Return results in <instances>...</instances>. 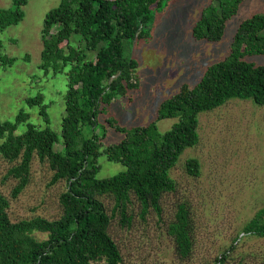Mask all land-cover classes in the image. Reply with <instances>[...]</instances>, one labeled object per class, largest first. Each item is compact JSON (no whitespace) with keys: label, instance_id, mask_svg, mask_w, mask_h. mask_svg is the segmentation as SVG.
<instances>
[{"label":"trees","instance_id":"obj_1","mask_svg":"<svg viewBox=\"0 0 264 264\" xmlns=\"http://www.w3.org/2000/svg\"><path fill=\"white\" fill-rule=\"evenodd\" d=\"M29 0H12V10H0V29L18 24ZM165 0H60L49 10L41 30L42 50L39 67L45 73H63L66 90L64 113L58 135L49 127L47 105L41 94L27 98L30 107L38 106L46 126L29 123V114L17 113L14 122L0 120V156L14 163L6 178L16 180L10 194L15 199L27 187L31 163L36 156L53 171L50 184L60 181L66 190L59 196L61 215L55 220L35 217L11 222L9 200L0 194V264H122V255L110 236L114 213L126 218V207L134 198L143 212H160V201L174 192L176 183L169 175L179 156L199 142L198 115L212 111L232 98L251 99L264 107V65L255 66L246 56L264 55V15L243 20L230 46L228 56L206 68L194 86L182 84L164 99L149 124L127 128L113 117L105 122L123 139L104 147V134L92 130L79 142L82 127L93 129L98 116L116 97L137 90L134 73L138 63L123 54V42L148 40L153 9ZM244 0H211L191 28L195 42L217 43L226 23L235 16ZM73 35L80 36L75 46ZM1 48V42H0ZM94 53L88 58L87 53ZM15 59L0 54V65L10 66ZM176 119L171 128L158 132L157 124ZM26 129L16 134L17 126ZM59 149H56V148ZM105 156L125 170L112 177L98 179V159ZM189 176L198 177L200 165L191 158L185 163ZM114 201L109 215L100 197ZM129 223V219L127 220ZM36 233L46 235L38 240ZM243 233L264 237V208L244 226ZM169 236L178 257L190 256L193 225L186 205L178 207ZM223 254L216 259L222 264Z\"/></svg>","mask_w":264,"mask_h":264},{"label":"rangeland","instance_id":"obj_2","mask_svg":"<svg viewBox=\"0 0 264 264\" xmlns=\"http://www.w3.org/2000/svg\"><path fill=\"white\" fill-rule=\"evenodd\" d=\"M211 0H165L153 9L148 40L123 42V54L134 59L137 90L126 97H116L98 116L96 126L84 125L79 142L90 137L92 130L104 134V147L117 144L123 134L105 122L113 117L119 125L131 128L149 124L155 119L159 104L174 94L182 84L194 86L208 66L221 61L230 46L239 24L255 14L264 15V0H244L235 16L227 21L224 35L217 43L195 42L191 28L202 9ZM12 0H0V10H12ZM60 0H29L23 7V19L16 25L0 29V54L15 59L12 65H0V120L14 122L18 112L29 114V123L41 128L45 121L38 106H28L27 98L41 94L47 105L49 127L58 135L64 113L63 96L66 80L63 73H45L39 67L42 50L41 30L45 14L56 8ZM264 37V31L261 33ZM80 36L73 35L75 46ZM93 58L94 53H87ZM255 66L264 65V55L246 56ZM176 119L158 122L159 133L171 128ZM17 126L16 134L25 131ZM199 142L186 148L169 175L176 183L174 192L160 201V212L151 208L143 212L131 198L126 218L118 212L111 219L109 233L117 244L122 264H264V237L243 233L244 226L255 213L264 208V107L251 99L232 98L224 105L198 115ZM1 143V140H0ZM56 149H59L58 147ZM194 158L200 165L198 177L189 176L185 163ZM101 167L98 179H105L125 168L98 159ZM9 163L0 156V194L9 200L11 222L35 217L58 219L62 209L59 196L66 190L64 181L50 184L53 171L47 162L34 156L30 181L15 199L10 194L16 180L6 178ZM106 211L112 214L114 201L100 197ZM186 205L193 225L190 256L178 257L169 236V226L175 221L178 207ZM38 240L46 235L35 234Z\"/></svg>","mask_w":264,"mask_h":264}]
</instances>
